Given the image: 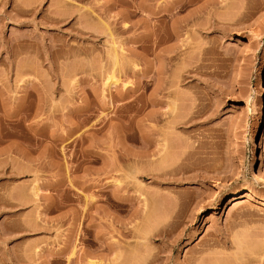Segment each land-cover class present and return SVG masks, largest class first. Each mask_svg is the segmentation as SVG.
Wrapping results in <instances>:
<instances>
[{
    "label": "rangeland",
    "instance_id": "rangeland-1",
    "mask_svg": "<svg viewBox=\"0 0 264 264\" xmlns=\"http://www.w3.org/2000/svg\"><path fill=\"white\" fill-rule=\"evenodd\" d=\"M0 75V264H264V0H0Z\"/></svg>",
    "mask_w": 264,
    "mask_h": 264
},
{
    "label": "bare ground",
    "instance_id": "bare-ground-1",
    "mask_svg": "<svg viewBox=\"0 0 264 264\" xmlns=\"http://www.w3.org/2000/svg\"><path fill=\"white\" fill-rule=\"evenodd\" d=\"M142 5V4H141ZM140 5V6H141ZM137 6V5H136ZM142 7V6H141ZM141 7H139L140 9L139 10H141ZM124 11V10H123ZM124 14L126 13V11L125 12H123ZM123 14V15H124ZM124 16H126V14L124 15ZM123 25V27L125 26H127L126 25V23H123L122 24ZM128 27V26H127ZM170 52V51H169ZM167 54H168V52H166ZM1 75H3V74H1ZM0 75V108H1V110H2V114H0V141H5V140H7V139H9L10 137H12V138H18L19 136V134H18V132L20 131L19 130V128H20V118H19V114H20V112H22L24 109H23V102H22V96H19V95H17L16 97L14 96V98L12 99V98H8V100L9 99H11V100H13V102L11 103V105H10V103H9V106H7V104H8V102H6V95L4 94V92L2 91V86H3V81H4V77L3 76H1ZM264 94V89L262 88V92H261V95H263ZM5 95V96H4ZM6 98V99H5ZM7 103V104H6ZM172 105H174V103L172 104ZM173 107V106H172ZM174 108V107H173ZM1 113V112H0ZM20 116H21V114H20ZM22 127V126H21ZM21 134H23V133H21ZM28 135H30V134H28ZM31 136H33V134H31ZM28 138H30V137H28ZM35 139H36V137H35ZM32 142H34V141H32ZM13 144H14V146L13 147H15V151L16 150H18L20 147L19 146H21V145H19L18 146V142L16 141V140H14L13 142H12ZM33 144V143H32ZM31 144V145H32ZM18 146V147H17ZM32 147H35V146H32ZM4 148H6V147H4ZM8 148H10V147H8ZM8 148H6V150H4L3 148H2V151H3V153H2V151H1V154H4L5 153V151L6 152H8L10 149H8ZM13 149V148H12ZM21 149H22V147H21ZM21 149H19V151H22ZM25 149H23V151H24ZM30 150V152L29 151H24L23 153H31V149H29ZM33 150H35V148L33 149ZM19 151H17V152H19ZM20 153V152H19ZM25 153V155L24 156H28V155H30V154H26ZM0 154V155H1ZM6 154V153H5ZM20 154H22V153H20ZM23 155V154H22ZM31 157H33L32 155H30ZM31 157H30V159H31ZM29 158V157H28ZM33 159H35V157L33 158ZM256 164H257V162H256V155L254 154V148H253V151H252V155H251V165L252 166H256ZM108 167H110L109 166V163H108V165H107ZM156 177V176H155ZM255 179L257 180V181H259L260 183H262L263 185H264V172L262 171V170H257V172H256V175H255ZM107 183L108 182H106V184H105V187H107L108 185H107ZM34 189V188H33ZM34 192V194L33 195H35L36 194V192L35 191H33ZM240 195H241V197H245V199H255L256 197H255V195H254V193L253 192H251V191H248V190H245V191H242V192H238V191H235V192H233L230 196H229V200H228V202L230 203V202H232V201H234L235 203L237 202V199L240 197ZM257 198H259L260 199V201H258V203H260V204H262V205H264V197H257ZM145 205V204H144ZM205 217H208V214H205L204 215ZM163 228H165V227H163ZM162 228V230H158L159 232L156 234V232H155V235H160V237L161 236H163L164 238L165 237H168L167 236V234L169 233V232H166V229H168V228H165V229H163ZM151 231V230H150ZM149 231V232H150ZM149 232H145L144 234H142L140 237V239H142V240H145L144 242H146V243H151L152 241H151V239L149 238V237H147L148 236V234H149ZM151 233V232H150ZM164 238H162V239H164ZM166 239V238H165ZM154 241H156L157 239L155 238V239H153ZM106 264H107V262H106Z\"/></svg>",
    "mask_w": 264,
    "mask_h": 264
}]
</instances>
